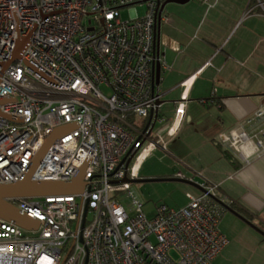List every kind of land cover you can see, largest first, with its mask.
<instances>
[{"label": "built area", "instance_id": "obj_1", "mask_svg": "<svg viewBox=\"0 0 264 264\" xmlns=\"http://www.w3.org/2000/svg\"><path fill=\"white\" fill-rule=\"evenodd\" d=\"M162 2L0 0V187L23 177L58 128L31 179L68 181L84 168L79 193L8 199L38 227L0 219V264H212L227 245L217 184L204 182L198 194L186 193V205L158 204L147 216L123 181L137 179L144 159L168 146L153 132L166 121L154 79L157 63L167 67L155 47L156 22L166 18ZM138 3L146 6L142 16ZM125 7L130 14L122 19ZM17 45L19 57L8 63ZM191 78L181 82L168 137L177 131ZM253 119L264 121V104L247 122ZM253 138L252 149L264 152V126L252 136L243 129L230 136L245 161Z\"/></svg>", "mask_w": 264, "mask_h": 264}, {"label": "crops", "instance_id": "obj_2", "mask_svg": "<svg viewBox=\"0 0 264 264\" xmlns=\"http://www.w3.org/2000/svg\"><path fill=\"white\" fill-rule=\"evenodd\" d=\"M259 1L264 3L171 2L178 6L169 4V15L160 23L167 66L159 80L165 130L175 119L181 82L192 78L175 135L161 131L172 159L146 166L148 155L137 179L176 181L184 193L177 207L188 202L186 193L198 194L202 183L219 186L223 200L232 202L228 207L245 220L225 209L219 230L228 243L212 264H264V152L252 149L253 138L244 146L245 161L230 140L237 130L252 136L264 126L262 120L247 122L264 104V6Z\"/></svg>", "mask_w": 264, "mask_h": 264}, {"label": "water", "instance_id": "obj_3", "mask_svg": "<svg viewBox=\"0 0 264 264\" xmlns=\"http://www.w3.org/2000/svg\"><path fill=\"white\" fill-rule=\"evenodd\" d=\"M189 0H163V2L159 6V14L163 10L166 3L174 2L183 4L188 2ZM160 45V22L157 20L155 25V47L156 49ZM22 45H17L16 49L14 50V53L12 55V58L8 61L11 62L13 59H16L19 57V51ZM154 79L156 83H159L160 80V65L157 63L154 67ZM6 101V100H4ZM3 101H0V103ZM162 101H159V104H161ZM156 115V113H155ZM152 118V114H150L148 118V123ZM147 123V125H148ZM154 123V121H153ZM152 123V124H153ZM64 128H58L56 129L44 142V144L41 146L37 154L35 155L32 163L30 164L28 170L23 175V177L16 182L15 184H12L10 186H2L0 187V219L7 220V221H13L17 226L26 229V230H32L36 229L38 227V221L32 219L31 217L27 215L20 214L16 207L8 201V199L11 198H18V197H40L45 195H54V194H66V193H79L82 191L84 187L83 182V167H81L77 173L73 176L72 179L68 181H58V180H32L31 175L39 163L41 157L45 153L46 149L52 142V140L59 135V133ZM130 158H128L127 162ZM123 181H130V182H138V179L129 180L125 178ZM218 203L224 207V209L233 212L237 216L243 219L242 216L237 214L235 211H233L231 208L228 207V205L222 201H218ZM245 220V219H243ZM247 221V220H246ZM264 234V232H262Z\"/></svg>", "mask_w": 264, "mask_h": 264}, {"label": "rangeland", "instance_id": "obj_4", "mask_svg": "<svg viewBox=\"0 0 264 264\" xmlns=\"http://www.w3.org/2000/svg\"><path fill=\"white\" fill-rule=\"evenodd\" d=\"M178 6L174 3H166L163 9V15H169V6ZM174 4V5H173ZM134 8L139 16H142L146 10V6L144 4L138 3L134 5ZM130 14V8H121L120 15L122 19H127ZM164 23L161 24V29H163ZM162 113H164V109H160ZM165 114V113H164ZM164 124L161 122H156L153 128V132L157 133L158 138L161 139L163 136L161 131H164ZM170 151V152H169ZM172 149L169 146L168 149L162 150L160 148H156L149 156L147 157V161L145 165H150L152 162H157L159 164H167V161L172 159ZM171 153V154H170ZM175 185V186H174ZM178 183L176 181H155V180H144L142 182H131V189L136 193L138 198L142 200L144 203L142 210L145 212L147 216H152L155 211V206L158 204H165L171 208L177 207L184 200V193L180 191L176 186ZM194 193L198 192L195 188H192ZM123 203L127 205L128 200L126 198L123 199Z\"/></svg>", "mask_w": 264, "mask_h": 264}, {"label": "trees", "instance_id": "obj_5", "mask_svg": "<svg viewBox=\"0 0 264 264\" xmlns=\"http://www.w3.org/2000/svg\"><path fill=\"white\" fill-rule=\"evenodd\" d=\"M159 115H161V116H163L162 115V113L160 112V109H159ZM164 117V116H163ZM165 118V117H164ZM166 119V118H165ZM164 124V123H163ZM226 156H228L229 158H230V156L227 154V153H225V152H223ZM221 201V200H220ZM222 202H224V203H226L228 206H231L232 205V202H225V201H222ZM220 205V204H219ZM221 206V205H220ZM222 207V206H221ZM223 208V210L225 211V209H224V207H222Z\"/></svg>", "mask_w": 264, "mask_h": 264}]
</instances>
